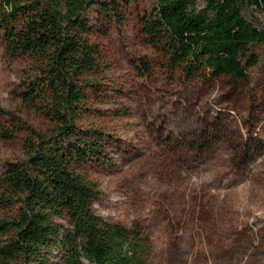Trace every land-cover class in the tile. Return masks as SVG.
<instances>
[{
    "label": "rangeland",
    "instance_id": "374dc122",
    "mask_svg": "<svg viewBox=\"0 0 264 264\" xmlns=\"http://www.w3.org/2000/svg\"><path fill=\"white\" fill-rule=\"evenodd\" d=\"M156 4L131 0L119 15L87 13L100 55L75 122L109 136L113 163L87 168L101 189L93 209L128 227L140 223L150 264H264V44L247 81L185 79L141 33L139 17ZM142 60L149 74L136 68ZM33 72L28 60L7 56L0 32V127L27 129L10 139L0 132V176L26 157L28 128L53 129L19 96Z\"/></svg>",
    "mask_w": 264,
    "mask_h": 264
},
{
    "label": "trees",
    "instance_id": "16d2710c",
    "mask_svg": "<svg viewBox=\"0 0 264 264\" xmlns=\"http://www.w3.org/2000/svg\"><path fill=\"white\" fill-rule=\"evenodd\" d=\"M130 1L3 0L6 54L28 60L34 71L19 96L53 129L28 128L26 157L9 162L0 176V264H47L53 258L61 264H150L151 240L140 223L128 227L94 211L101 189L87 168L113 164L112 140L102 129H80L75 122L92 83L85 76L98 67L100 55L87 13L98 7L107 17L119 15ZM139 24L145 42L185 79L247 81L259 61L254 49L264 44V0H157ZM136 68L151 70L145 60ZM0 114L6 111L0 108ZM23 130L17 122L13 129L0 127L8 139ZM56 219L67 220L70 229Z\"/></svg>",
    "mask_w": 264,
    "mask_h": 264
}]
</instances>
